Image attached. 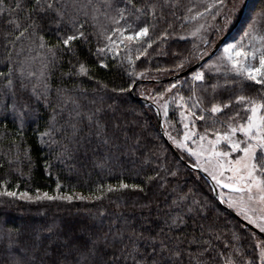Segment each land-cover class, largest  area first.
Masks as SVG:
<instances>
[{
  "label": "snow or ice",
  "instance_id": "snow-or-ice-1",
  "mask_svg": "<svg viewBox=\"0 0 264 264\" xmlns=\"http://www.w3.org/2000/svg\"><path fill=\"white\" fill-rule=\"evenodd\" d=\"M236 6V0H214L213 5L205 6V11L209 7L224 9L222 15L227 25ZM178 7L179 0H0V25L5 29L4 39L9 46L5 48L6 54L0 57L3 65V70H0V127L11 121L23 139L27 122L40 119L41 109H44L48 118L39 139L50 149L56 145L58 160L79 161L85 169L89 165L104 168L118 158L119 153H135L140 139H132L127 133L123 138L117 135L121 125L116 122L109 125L102 103L92 100L88 103L93 107H87L81 100L86 90L78 91L63 86L62 81L59 84L55 82L58 61L63 59L65 52L77 57V64L72 66L76 71L61 72V77L89 75V67L79 59L74 42L87 44L90 36H95L97 43L103 38V47L96 49L98 58L101 53L105 56L111 53L113 57L119 55V44L124 45L126 54L135 48L138 56L145 55V44L151 47L156 40L170 34L168 29L173 27V23L169 16L175 17L176 12L172 9ZM191 11L188 8V12ZM201 15L199 11L195 13V16ZM195 16L185 18L194 19ZM258 16L264 18V8ZM161 22L166 28L154 39L150 30H155ZM253 28L254 25H250L244 34L249 38V47L228 44L223 49L220 62L208 65L216 72L235 73L240 77V94L234 93L225 101L212 103L210 110L204 111L221 113L235 103L244 115L236 111L227 122L213 121L223 123L226 130L215 131V139L208 140L207 148L203 143L198 144L195 150L188 146L186 142L195 133L188 130L187 123L183 141L169 138L174 139L177 147L195 156L197 161L202 160L194 167H203L219 186L236 193L235 197L221 194L220 198L264 233V35H254ZM49 34L55 36V43L49 42ZM25 40L40 50L39 57L18 59L23 47L16 57L13 56L12 50L17 42ZM127 59L132 62L131 55H127ZM99 63L108 67L102 58H99ZM177 67L182 68L183 64ZM193 80L204 81L205 73L194 72ZM244 81L260 86L258 92L255 95L243 94ZM237 83L235 77L231 81L225 80L226 85L235 86ZM217 86L211 85L213 89ZM175 87L172 84L169 89ZM118 91L123 93L128 89L120 88ZM176 96L183 101L179 92ZM183 106L187 107L186 104ZM195 106H200L199 99ZM107 108L115 111L112 105ZM204 118L200 116L201 120ZM238 132L243 134L242 139L236 136ZM205 139L206 135L199 136L201 142ZM221 141L226 142L227 150L217 149ZM233 153H237L235 158ZM28 158L31 159L30 156ZM169 174L175 176L177 173ZM157 178L163 181L159 171L146 179L151 183ZM164 183L160 187H164ZM60 187L57 177V195L47 192L40 195V189H36L35 197L26 192L20 196L30 201L88 199L83 195H61ZM129 188L144 191L142 185L120 181L115 187L108 184L105 192V185L100 184L97 191L101 194L94 199L100 200L106 193ZM0 196L15 198L17 192L9 190L7 182H4ZM188 199L187 195H180L171 201L168 210L157 207L155 212L151 203L141 204L142 210L147 209L146 214L142 213L137 218L118 213L106 229L99 231L83 226L76 231H65L55 224L34 232L22 231L19 227L0 228V264H264V240L257 239L254 245L258 253L246 255L238 246L241 237L237 233L233 232L225 241L222 231L194 219L195 216L207 219L204 205L195 198L190 205H184L183 212L174 211ZM190 222L194 229L187 232L185 229ZM228 248L239 253L242 259L239 262L234 259L228 254Z\"/></svg>",
  "mask_w": 264,
  "mask_h": 264
},
{
  "label": "trees",
  "instance_id": "trees-1",
  "mask_svg": "<svg viewBox=\"0 0 264 264\" xmlns=\"http://www.w3.org/2000/svg\"><path fill=\"white\" fill-rule=\"evenodd\" d=\"M195 1L179 0V7L172 9L176 12V16H169V20L173 23V27L168 29L170 34L156 40L151 47L145 44L144 47L147 48L145 55L138 56L135 48L131 53L126 54L124 46H118L120 53L115 57L111 53L106 56L103 53L100 54L99 58L104 59L108 64V67L105 68L99 63L96 54V49L104 45L103 38L101 37L100 43H97L96 37L90 36L87 44L80 41L74 42L79 59L89 67V75L61 77V72L76 71L72 66L77 64V57L65 52L63 59L58 61L59 67L56 71L55 82L59 84L62 81L63 86L75 88L78 91L86 90L81 95V100L87 107H93L88 103L92 100H95L97 104L102 103L106 109L105 118L109 125L112 122L121 125L117 135L123 138V134L127 133L132 139H140L138 150L135 153L126 151L119 153L117 154L118 158L111 160L104 168L89 165L85 169L81 167L79 161L58 160L56 145L50 149L41 144L39 139V133L44 130L48 118V113L44 109H41L40 119L27 122L23 139L17 134L16 126L11 121L0 127V188L3 187L4 182H7L8 189L17 192L15 198L0 196V228L19 227L22 231L34 232L55 224L61 226L65 231H76L82 226L85 229L99 231L102 228L106 229L109 223L115 220L118 213L138 218L142 213H147V209L140 208L141 204L151 203L153 212L157 207L168 210L167 206L171 204L172 200L177 199L180 195H187L189 199L181 202V207L174 211L183 212L184 205H190L192 198H195L204 205L207 219L205 220L203 216H195L194 219L205 225L211 224L222 231L225 241L231 237L233 232L237 233L241 237L238 246L243 248L246 255L252 256L258 253V249L254 245L257 239H264L234 217L226 207L230 206L225 200L222 204L216 197L211 182L212 177L209 175L211 177L209 179L198 170L186 165L176 156L162 136L163 127L168 138L170 136L173 138L182 137L186 123L196 137L200 135L214 136L215 131L223 132L226 128L223 123H213V121L227 122L228 117L236 111H241V115H244L243 110L235 103L231 107L223 109L221 113L204 111V109L210 110L212 103L225 101L234 93L240 94L239 81L241 78L237 77L235 73L208 72L204 81H194L192 71L180 78L171 79L205 56L203 45L198 43L197 39L183 36L189 30L190 22L185 19L189 13L188 8L194 10L197 2ZM239 1H242V5L237 9L234 23L226 29V32H229L234 28L227 39L233 34L241 33L242 28L248 30L253 22L258 24L255 35H264V18L258 16V13L264 8V0H254L251 8H248L249 2L245 5V0H236L237 6L240 4ZM198 6L200 5L198 4ZM243 8V13L240 16ZM206 16L204 14L202 18ZM148 19L151 21V17ZM104 23L109 24L108 21H104ZM165 28L166 25L161 22L155 30H150V34L155 39ZM4 32V27L0 25V57L6 54L5 48L9 47L4 39ZM226 32L224 30L219 32L218 37L221 33L225 34ZM48 39L50 43L56 42L54 35L49 34ZM216 41L217 37L212 40L213 44ZM209 45L212 47L211 41ZM21 47L24 51L20 52L18 59L39 57L40 50L36 49L34 45H30V42L26 40L17 42L16 48L12 50L14 57ZM127 55L132 56L131 63L127 59ZM178 64H183V67L178 68ZM38 66L37 61L36 67ZM0 70H3L2 63H0ZM234 77L238 82L235 86L225 84L226 79L231 81ZM139 79L143 82L135 87L134 95H132L131 89L134 85L132 82ZM178 81L179 83H177ZM172 84H175L176 87L169 89ZM129 85L132 86L129 87ZM211 85L218 86L213 89ZM120 88H126L128 91L121 93L118 91ZM150 88L154 89L151 97L146 94ZM259 88L260 86L254 85L251 81H244L245 91L243 94L255 95ZM114 89L117 91H113ZM166 89L169 90L166 91ZM177 92L184 98L183 101L176 96ZM161 96L166 97L169 101L167 110L160 103ZM136 97H145L157 104L162 114V125L156 107L144 104ZM197 99L200 101L199 107L195 106ZM185 104L186 108L183 106ZM108 105H112L115 111L108 109ZM202 115L205 117L203 120L200 119ZM170 141L185 161L193 165L196 164L193 158L177 147L174 139H170ZM157 171L160 172L163 181L157 178L148 183L146 178L154 176ZM170 172L177 174L173 176L169 174ZM57 177L61 184L59 194L83 195L88 199L30 201L21 198L20 193L37 194L36 189H40L39 194L41 195L44 192L49 195H57ZM120 181L129 185H142L144 191L129 188L106 193L105 197L100 200L94 199L95 196L101 194L97 191L98 185H105L106 192L108 184L115 187ZM161 183H164V187H160ZM218 190L221 196L223 194L221 191L227 192L229 189L218 185ZM102 213L104 215H101ZM193 229L194 225L190 222L185 231L192 232ZM227 252L238 262L242 259L241 255L233 253L231 248H228ZM219 259L222 260L223 257Z\"/></svg>",
  "mask_w": 264,
  "mask_h": 264
},
{
  "label": "rangeland",
  "instance_id": "rangeland-1",
  "mask_svg": "<svg viewBox=\"0 0 264 264\" xmlns=\"http://www.w3.org/2000/svg\"><path fill=\"white\" fill-rule=\"evenodd\" d=\"M196 1H195L196 2L195 9L194 10L192 9L191 13H188L186 15V17L195 16V13L197 11H199L203 15L206 14L207 16L204 17V18H202L203 15H201V16H195L194 19H191V18L186 19L185 18L186 21L187 22H190V23L188 25L189 26V30L186 31L183 36L190 37V38H193V39L194 38L197 39L198 40V43H201L203 45V48L205 50L204 51V54L207 55V54H209L211 52V50L213 49V47L217 43V41L224 35V33H221L219 35V37H218V33L219 32H222L223 30L226 32V29L230 28V26H232V24L234 23V16H235V14L237 12V9L242 5V1L241 2L239 1L240 4L236 7V10L231 14V17L228 19L227 25L224 24L225 16L222 15V13L225 11L224 9L209 7V10L208 11H205V6H211V5H213L214 0H196ZM248 2H249L248 8L249 7L251 8L253 6L254 0H250V1L247 0V3ZM198 4L200 6H198ZM251 25H254L253 33L255 35V29L258 27V24H256V23L253 22ZM241 30H242L241 33L236 34V35H234V34L231 35L221 45V47L217 50V52L211 58H209L206 62H204L200 67H198L197 69H195L193 71V73L194 72H198V71H203L205 73V76H206V74L208 72L220 73V72H216L214 70V68H209L208 65H210V64H217V63L220 62V59L223 56V49L228 44H242L244 46L249 45V38L248 37H245V35H244L245 32H248L249 31V29L248 30H245V28L244 29L242 28ZM193 33H195V35H193ZM216 37H217V41L213 44L212 40H214ZM210 41H211V46L212 47H210V45H209ZM201 44H199V46H201ZM118 46H124V45L123 44H119ZM193 73H192V76H193ZM153 92H154V89L153 88H150V90H148L146 92V94H147V96L151 97V96H153L152 95ZM158 98L159 99L162 98L161 99L162 101L160 103L167 110L168 104H169L168 99L166 97L164 98L163 96H161V98L160 97H158ZM188 130L193 133L192 129L189 128ZM236 136L238 138H241V139L243 138V134L242 133H239V132L236 133ZM183 137H184V134H183L182 137H179V138L174 137V139L175 140L183 141ZM209 139H215V135L214 136H206V139L204 141H202V142L199 140V137H196V136L192 135L191 138L186 143L188 144L189 147L193 148L194 150L197 149V146L200 143H203V145L205 146V148H207V147H209V144H208V140ZM193 141H195V143ZM181 149H182V151H185L191 158H193L194 161L196 162V164L197 163H202V160L201 161H197V158L195 156L191 155L189 152H187L186 149H184V148H181ZM217 149L218 150H227L226 142L225 141H221V143L219 145H217ZM236 155H237V153H233V158H235ZM201 168L204 170L203 167H201ZM206 173H208V172H206ZM226 175H228V173H226ZM22 193H25V192H22ZM221 193H223V195L225 197H227L229 195L235 197L237 195L231 189H229L227 192L221 191ZM28 194L31 195L32 197H35L37 195V194H31V193H28ZM233 209L236 212H238V214H240L239 211L236 208H233ZM242 218L244 219L243 216H242Z\"/></svg>",
  "mask_w": 264,
  "mask_h": 264
},
{
  "label": "water",
  "instance_id": "water-1",
  "mask_svg": "<svg viewBox=\"0 0 264 264\" xmlns=\"http://www.w3.org/2000/svg\"><path fill=\"white\" fill-rule=\"evenodd\" d=\"M247 3V0H245V5ZM244 5V6H245ZM244 8L241 10L240 12V16L243 13ZM234 29V28H233ZM231 29L229 32H227L226 34H224L218 41L217 43L214 45L213 49L211 50V52L207 55H205L204 57H202L199 61H197L195 64H193L191 67H189L188 69L181 71L179 73H177L176 75H174L173 77H171V79L174 78H180L184 75L189 74L190 72L194 71L195 69H197L198 67H200L204 62H206L209 58H211L216 52L217 50L221 47V45L224 43V41L227 39V37L229 36V34L231 33V31L233 30ZM143 80L139 79L137 80L132 89H131V94L134 95V90L135 87L142 83ZM137 100H139L140 102L144 103V104H150L153 105L154 107H156V109L158 110V116H159V120H160V124L162 125V114H161V110L160 108L157 106L156 103H154L153 101H151L148 98L145 97H136ZM162 136L164 138V140L166 141V143L169 145V147L172 149V151L176 154V156L181 159L186 165H188L191 168H194L196 170H198L199 172H201L203 175H205L207 178L211 179V177L208 175V173H206L202 168L200 167H194L193 164L188 163L187 161H185L182 156L180 155V153L177 151V149L175 148V146L172 144V142L170 141V139L167 137L163 127H162ZM211 182L213 184L214 190H215V195L216 197L222 202V204H224L223 200H221L220 198V194H219V190H218V185L215 181H213L211 179ZM229 211L231 212V214L236 217L237 219H239L241 222H243L244 224H246L248 227H250L251 229H253L258 235H260L263 239H264V233H261L260 230L258 228H256V226H254L253 224H249L248 221H246L245 219H243L237 212H235L232 208L226 206Z\"/></svg>",
  "mask_w": 264,
  "mask_h": 264
}]
</instances>
